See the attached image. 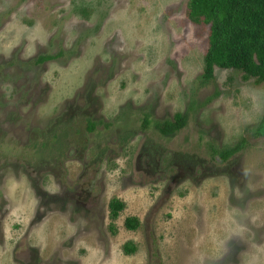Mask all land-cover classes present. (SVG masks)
Masks as SVG:
<instances>
[{
	"label": "rangeland",
	"instance_id": "rangeland-1",
	"mask_svg": "<svg viewBox=\"0 0 264 264\" xmlns=\"http://www.w3.org/2000/svg\"><path fill=\"white\" fill-rule=\"evenodd\" d=\"M187 7L0 0V264L24 235L22 264H264V82L219 67L202 82L209 25ZM178 112L173 137L142 128ZM242 137L227 161L207 145Z\"/></svg>",
	"mask_w": 264,
	"mask_h": 264
},
{
	"label": "trees",
	"instance_id": "trees-1",
	"mask_svg": "<svg viewBox=\"0 0 264 264\" xmlns=\"http://www.w3.org/2000/svg\"><path fill=\"white\" fill-rule=\"evenodd\" d=\"M188 17L195 23L209 25V45L204 55V70L200 75L202 82L208 83L215 78V68L233 69L243 73V79H255L256 83L264 82V0H188ZM54 57L51 54H40L33 59L39 64ZM185 113H176L173 119L152 121L146 114L142 120L145 130L153 125L162 135L173 137L186 125ZM94 122L87 123V130H94ZM255 134H264V112ZM248 140L242 137L236 144L228 147L216 146L212 141L207 145L214 155L223 161L239 153L246 147ZM126 207V203L117 197L109 202V227L116 232L115 221ZM141 226L137 216H127L125 227L136 230ZM124 251L132 254L137 244L127 241Z\"/></svg>",
	"mask_w": 264,
	"mask_h": 264
},
{
	"label": "flooded vegetation",
	"instance_id": "flooded-vegetation-1",
	"mask_svg": "<svg viewBox=\"0 0 264 264\" xmlns=\"http://www.w3.org/2000/svg\"><path fill=\"white\" fill-rule=\"evenodd\" d=\"M2 238H3V241H5L4 235H3ZM27 240H28V236H26V235L21 236V238L18 241V247L16 246V248H15L16 250L17 249L19 250L18 253H17V256L18 257H22L24 259L23 260V259L16 258L17 262L20 263V264L24 263L25 262V258L29 257L30 254L34 255L31 252V250H30V246L27 244ZM0 246L3 247L2 244H0ZM2 251H4V250H2ZM30 262H32L30 264H34L36 262V260L34 259V260H31Z\"/></svg>",
	"mask_w": 264,
	"mask_h": 264
},
{
	"label": "crops",
	"instance_id": "crops-1",
	"mask_svg": "<svg viewBox=\"0 0 264 264\" xmlns=\"http://www.w3.org/2000/svg\"><path fill=\"white\" fill-rule=\"evenodd\" d=\"M7 236H5V243L7 242ZM4 249L3 250H8L6 247H3ZM4 252V251H3ZM6 255H5V253L4 254H2L0 257H5ZM11 259H13V261H12V263H10V264H17L18 262H17V259L16 258H14L13 256H12V258H10V260Z\"/></svg>",
	"mask_w": 264,
	"mask_h": 264
}]
</instances>
